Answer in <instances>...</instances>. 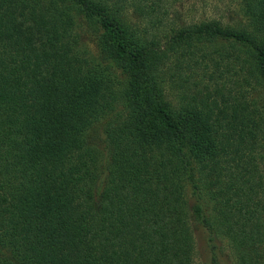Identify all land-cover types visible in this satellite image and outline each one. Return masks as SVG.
Listing matches in <instances>:
<instances>
[{
    "label": "trees",
    "instance_id": "1",
    "mask_svg": "<svg viewBox=\"0 0 264 264\" xmlns=\"http://www.w3.org/2000/svg\"><path fill=\"white\" fill-rule=\"evenodd\" d=\"M175 1L0 0V264H264V0Z\"/></svg>",
    "mask_w": 264,
    "mask_h": 264
},
{
    "label": "rangeland",
    "instance_id": "2",
    "mask_svg": "<svg viewBox=\"0 0 264 264\" xmlns=\"http://www.w3.org/2000/svg\"><path fill=\"white\" fill-rule=\"evenodd\" d=\"M168 19H172L178 24H190L196 23L199 20H217L228 26H237L245 22L244 17L240 12L239 3L237 0H176L171 7L167 9ZM129 17L133 22H137L138 18L135 14L130 13ZM75 35L77 34L78 47L84 55L88 58H92L95 54L94 38L87 31V29L81 25L76 26L74 30ZM197 78V77H196ZM237 78L231 74L230 76H223L221 83H223L225 90H231L233 96L236 91L238 83ZM226 92V91H224ZM245 97L248 101L257 108L259 112L264 114V100L259 94L257 89L245 92ZM264 117V115H263ZM104 119L98 121L89 130L85 139L90 144L94 145L95 141L93 135H99L100 128L103 125ZM97 145V141H96ZM193 240H194V263L204 264L205 263V246L203 234L200 228L191 226ZM223 252L224 264H231L232 255L224 243H217Z\"/></svg>",
    "mask_w": 264,
    "mask_h": 264
}]
</instances>
